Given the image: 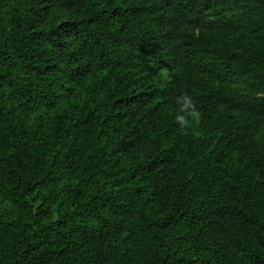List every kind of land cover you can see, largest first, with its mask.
Returning a JSON list of instances; mask_svg holds the SVG:
<instances>
[{
  "label": "trees",
  "instance_id": "obj_1",
  "mask_svg": "<svg viewBox=\"0 0 264 264\" xmlns=\"http://www.w3.org/2000/svg\"><path fill=\"white\" fill-rule=\"evenodd\" d=\"M0 264H264V0H0Z\"/></svg>",
  "mask_w": 264,
  "mask_h": 264
},
{
  "label": "rangeland",
  "instance_id": "obj_2",
  "mask_svg": "<svg viewBox=\"0 0 264 264\" xmlns=\"http://www.w3.org/2000/svg\"><path fill=\"white\" fill-rule=\"evenodd\" d=\"M50 15H51V16H55V17L59 18L60 20H64V18L67 19V18L69 17L66 13H64V12H62V11H60V10H58L57 8H53V9L51 10V12H50ZM188 32L193 33V34H199V33H200L198 30H195V29H189ZM163 74H164V76L166 77V75H167V71L164 70V71H163Z\"/></svg>",
  "mask_w": 264,
  "mask_h": 264
}]
</instances>
